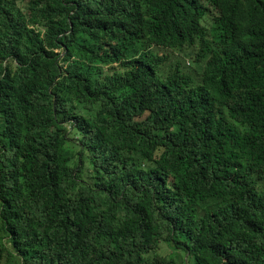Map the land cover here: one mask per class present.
<instances>
[{
  "label": "trees",
  "instance_id": "obj_1",
  "mask_svg": "<svg viewBox=\"0 0 264 264\" xmlns=\"http://www.w3.org/2000/svg\"><path fill=\"white\" fill-rule=\"evenodd\" d=\"M0 264H264V0H0Z\"/></svg>",
  "mask_w": 264,
  "mask_h": 264
}]
</instances>
